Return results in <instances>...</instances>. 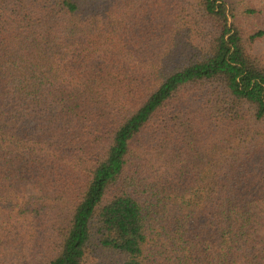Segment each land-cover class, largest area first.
Masks as SVG:
<instances>
[{"label":"trees","instance_id":"16d2710c","mask_svg":"<svg viewBox=\"0 0 264 264\" xmlns=\"http://www.w3.org/2000/svg\"><path fill=\"white\" fill-rule=\"evenodd\" d=\"M0 264H264V0H0Z\"/></svg>","mask_w":264,"mask_h":264},{"label":"rangeland","instance_id":"374dc122","mask_svg":"<svg viewBox=\"0 0 264 264\" xmlns=\"http://www.w3.org/2000/svg\"><path fill=\"white\" fill-rule=\"evenodd\" d=\"M21 192H22V194H23V196H24L25 198H28L29 196L36 194V192L33 191V190H32L29 186H27V185L21 186Z\"/></svg>","mask_w":264,"mask_h":264}]
</instances>
